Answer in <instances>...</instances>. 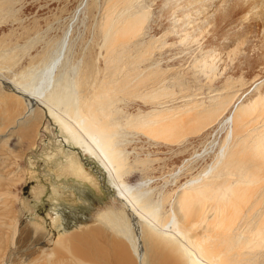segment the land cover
Here are the masks:
<instances>
[{
  "label": "bare ground",
  "instance_id": "obj_1",
  "mask_svg": "<svg viewBox=\"0 0 264 264\" xmlns=\"http://www.w3.org/2000/svg\"><path fill=\"white\" fill-rule=\"evenodd\" d=\"M1 1L0 6L6 4L5 0ZM117 1H121L118 4L122 6L115 4V7H119L114 9V3ZM146 1L155 9L167 5L164 13L167 17L163 16L166 19L165 24L169 32L174 31L170 28H180L182 33L180 38H177L183 41V38L190 34L196 37L200 32L211 34L214 30L213 20H216V18L213 19L217 13L215 10L226 0ZM233 2L236 4L237 11L233 17V14L231 15L232 18L228 19L225 28L223 26L222 29L227 31L237 27L250 29L254 25L259 26V41L264 52V0H234ZM141 3L143 4L142 0ZM105 4H103V12H107L106 15H111L108 12L110 8L111 12H114L111 17H114L113 14L119 19L127 17V14H134L132 15L134 17L132 19L130 17L119 28L111 24L115 19L104 22L105 26L102 28L104 31L106 27L104 41L110 47L122 44L126 40L132 43L134 34L139 31V23L146 15L145 8H140V4L134 7L131 0H107V3L105 0ZM131 7L133 11H130ZM249 24L252 26L250 27ZM162 27H164V29L161 28L163 31L167 29H165L166 26ZM162 30L160 32H163ZM162 35H160L161 38ZM158 37L157 35L156 40H159ZM233 38L230 40L236 44L237 38L235 37V40ZM53 42L50 47L43 50L39 59L35 55L36 60L29 59L27 63L24 61L26 64L24 63L25 65L18 71L15 70L10 79L0 72L3 76L0 78L13 87V92L8 93L0 89V140L5 137L0 141V146L9 139L10 135L21 140L27 138L28 142L34 141L38 121H41L40 117L45 115L51 119L52 124L61 131L73 148L80 149L81 153L95 160L103 169L109 185L115 189V196L120 204L117 208L113 205L102 207L104 209L97 210L93 215V222L81 224L77 228L60 234H57V229L56 233L52 230L49 233L42 232L41 226L35 224L31 229L19 228L18 230L19 214L12 203L15 196H12L10 192L15 173L6 161L8 156L3 150V144L2 148L0 147V264H240L238 251L242 247L256 244L259 238L264 237V207L259 206L264 198L261 197V203L260 200H255L257 193L254 188L256 187L253 185L251 189V191L254 189L253 193L256 194L252 197L253 194L244 184V180L255 182V179L264 177V122L253 126L259 119H263L264 115V72L256 74V79L252 78L253 80H250L246 87L244 85V87L224 91L217 86L212 94H206L205 97L199 94L191 96L189 95L191 93L179 94L172 103L164 101L150 104L151 102H147L146 99H154L163 92L161 87L155 90H149V88L147 89L149 91H141L142 93H139V90L132 91L134 97L146 98L143 102L149 105H140L144 108L140 107L141 110L138 109L135 116L127 120L125 118L121 122L117 116L109 118V115L111 116L109 106L112 100L110 95L113 91L108 86L116 84L114 87L123 88L125 80L114 77V83L109 85L110 81L102 79L97 81L98 79L93 77L95 68L91 66L93 64L81 69L78 67L79 63L69 62V58L66 57L69 46L66 33L65 36ZM229 43L224 45V49L231 45ZM120 47L118 53L122 52ZM224 49H220L221 53ZM12 52L0 50V59H9V53L12 55ZM144 53L146 49L140 50L136 60L143 59ZM262 56L264 57V54ZM133 67H130V70ZM129 73L127 77L129 75L130 81L135 77L133 76L135 72ZM119 89L120 87L117 90ZM124 89L125 87L121 90ZM109 92L111 93L108 94ZM234 99L235 102L231 105ZM206 101H212V103L202 105ZM224 105L225 109L222 108L223 111L218 113L219 106L224 107ZM40 110L42 114L39 116ZM216 112L218 114L214 116ZM121 125L130 126L141 135V138L144 137L145 141L171 151L180 149L188 139H193L192 141L194 138L201 139L202 136L215 131L217 127L227 128L228 135L231 133L234 138L230 143L234 142L238 146L241 143V145L240 148L229 149L221 169L211 174L206 170L205 176L197 172L195 176L184 178L181 165L176 166L171 163L170 165L175 167H173L174 170H168L170 172L168 177L172 179V184L164 192L157 189L159 188L157 182H151L152 177H145L142 173L139 176L140 179H137L133 185L127 182L131 174L124 169L123 165L125 161L123 154L127 151L120 147L123 143ZM253 133L256 134L253 135ZM250 137H252L251 140H249ZM247 138L250 142L246 140ZM224 148L226 152L229 147L225 144ZM219 152H217L220 154L219 157L226 154L222 149ZM76 156L74 153H67L60 164L62 165L60 168L63 167V173L58 174L68 175L86 183L90 182L91 176L85 168L84 159ZM218 156L215 155L217 160L223 158ZM224 167L237 169L239 178L235 179L231 173L223 171ZM15 179L18 178L15 177ZM55 218L53 221L56 220ZM18 231L24 233L25 237L23 238L21 234V238L17 239Z\"/></svg>",
  "mask_w": 264,
  "mask_h": 264
},
{
  "label": "rangeland",
  "instance_id": "obj_2",
  "mask_svg": "<svg viewBox=\"0 0 264 264\" xmlns=\"http://www.w3.org/2000/svg\"><path fill=\"white\" fill-rule=\"evenodd\" d=\"M101 1H104L103 4H105V0H5L6 4L0 6V50L13 52L12 55L9 53V59H0V72L10 79L15 70L18 71L29 59H33V61L37 59L36 57L39 59L40 55L44 52L43 50L50 47L54 43L53 41L65 36L66 33L69 43L66 57L69 58V62L75 64L79 63L78 67H81V69H85L87 65L93 64L91 65L95 67L93 77L96 80L98 79L97 81L101 79L107 82L110 81L109 85L114 83L115 80L113 81V79L115 78L125 80L123 86L125 89L123 91L121 90L123 89L121 86H119L120 89L117 90L119 87H114L116 84L108 86L109 88L111 87L110 89L113 91L110 90L112 93H108H111L110 96L112 99L109 106L111 109V116L109 115V118L117 116L118 120L121 122H123L125 118V120H127V118L131 119L142 105H149L150 102V104H157L164 101L172 103L179 94L184 95L185 93V95L191 93L189 94L191 96L199 94L205 97L210 95V93L212 94V92L217 89V86L223 88L224 91L242 86L244 87V85L246 87L251 82L250 80H253L252 78L256 79V74L260 72V74H263L264 72V57L262 56L264 52L259 41V26L254 25L251 27L252 25L249 24L251 27L250 29H246V27H237L235 29H228L229 32L228 30L222 29L223 26L225 28L228 19H231L237 11L236 4L233 2L234 0H226L224 2L225 4L222 3L221 7L215 10V13H217L214 14L217 16H213V19L216 18V20H213L214 30L211 34L200 32V34H202H199L200 37L198 36L200 40L198 37L190 34L183 38L186 44L179 39L182 33L180 28H170L171 31L172 29L174 31L169 32L167 24H165V18L167 16L164 13L167 5L155 9L148 4L146 0H142L143 4H140L141 0H138V2H136L137 0H131L133 1L134 7L140 4V8H145L146 15L139 23V31L137 29L138 32L134 34L136 38H132V43L134 42V44L126 40V43L115 44L112 45L113 47L108 46V43L104 41V33L106 30L105 27L104 31H102V28L105 26L104 22H111L115 19V22L112 21L111 24L119 28L124 22L130 19V17L132 19L134 17H132V15L134 14H127V17L120 19L117 18L115 14H113L114 17H111L114 12H111L109 8L108 12H110L111 15L109 13L110 16L106 15L107 12H103L104 5ZM1 2L0 0V4ZM118 3H121V1L114 3V9H118L121 5ZM115 4L119 6L115 7ZM105 6H107V4H105ZM132 9L133 7L130 8V11H133ZM100 13H105L104 15L106 17L100 15ZM107 16L112 19H106L108 18ZM162 26H166L165 29L167 28L168 30L166 29L163 31L161 28L164 29V27ZM160 30L163 32H160ZM175 31L178 32L176 33ZM168 32L169 34H167ZM234 32L237 38L236 44H233L234 41H231L234 37ZM236 32H238L237 34L239 37H237ZM157 35L160 37H158L159 40H156ZM160 35L165 39L163 37L161 38ZM173 36H175V38ZM235 37L233 40L236 39ZM135 41H137V43H135ZM227 43L231 45L227 49H224V45ZM119 46H121V53H118V51H120L118 50ZM107 49H109L108 52ZM143 49H146V53H144L145 56H142L143 59L139 60L137 58L138 60H136V55ZM220 49H224V54L221 53ZM211 54L213 56H210ZM208 56L210 58H208ZM24 61L27 62L25 63ZM94 62H96V64ZM130 67H133V69L131 68L130 70ZM129 70L130 73L135 72V74H133L135 79L131 77L133 80L130 78V81L128 79L129 75L127 77ZM124 75L126 77H124ZM0 77L2 78L3 76L0 75ZM121 77H123V79H121ZM1 78L0 89L6 93L13 92L11 84ZM148 84L150 85L149 87L147 86ZM157 87L162 88V95L160 94L161 96L159 95V98L155 97L154 99L145 98L149 103L145 101L144 103L143 100L145 99H143L142 96H133L135 90H139L140 93L141 91L147 92L152 89H158ZM132 96L135 100H133ZM137 97L139 98L137 99ZM207 101L202 105L206 106L212 103V101ZM234 102L235 99L231 102V105L234 104ZM220 106L218 108L219 111L217 110L218 113L225 109V105L224 107ZM41 112L40 110L38 115L42 114ZM218 113L216 112L214 116H217ZM112 114L114 115L112 116ZM262 117L263 119H259L260 122L258 120L253 126H257V124L260 125V123L264 122V115ZM40 120L41 121H38L39 125L35 138H33L34 141L28 142L27 138L21 140L16 136L10 135L9 139L3 143V150L9 157H7L6 161L9 163L13 173L16 174H14L10 192L12 196H15V200L12 203H14L13 206L18 210L19 214L17 229H31L33 228V224H35L41 226L42 232L49 233V231L52 230L56 233L57 229V234H60L63 231L77 228L81 224L85 225L93 222V215L96 214L97 210L104 209L102 207L113 205V207L117 208L120 201L115 196V189L109 185V180L103 169L95 160L81 153L80 149L73 148L72 144L66 141L61 131L52 124L49 117L43 115L40 117ZM226 129L227 128L223 129L217 127L215 131L213 130L208 133V135L202 136L201 139L200 137L194 138V141H192L193 139H188L185 141L184 145L182 144L183 146L180 149L171 151L145 141V138H141V135L130 126L126 125L125 127L121 125L120 130L123 131V143L120 147L127 151L123 154V160H125L123 161V165L124 169H127L131 174V176H128L127 182L133 185L136 183L137 179H140L139 176L142 173L145 177H152L151 182H157V187H159L157 189L165 192V189H168L172 184V179L169 178L168 175L170 173L169 171L174 170L175 167L173 166V168L170 165L171 163L176 164V166L181 165L180 167L184 173L182 176H184V178H189L191 175L195 176L197 172H201L200 174H204L203 176H205L206 170L209 174L215 173L223 167L229 149L231 150L233 147L240 148L241 145V143H239V146L234 142L230 143L232 139H234L233 134L229 133L230 135H228ZM256 133H253V135ZM252 137H250L249 140H251ZM4 139L5 137H2L0 141ZM246 140H248V138ZM224 143L226 147H229L226 152ZM230 144L232 146H230ZM2 145L0 146L1 148ZM159 148L161 150H159ZM220 149L224 150V153H226L224 154L225 157L223 155L220 157L218 156L220 155L218 154L220 153ZM69 152L72 154L74 153L78 158L84 159L85 168L91 176L90 182L86 183L69 177L68 175L61 176L58 174L59 172L63 173V167L60 168L62 166L60 164L65 155ZM215 155L216 157L223 158L217 160ZM222 169L223 171H228L226 173H231L235 179L239 178L240 174L237 169H231V167L227 169L224 167ZM15 177L18 179H15ZM258 179L259 180L255 179V182L252 180H244V184L247 185L246 187L250 191L252 187H256L254 189L257 196L254 197L256 194L253 193V189L251 191L253 194L252 197H254L255 200H260V203L263 201V204H259L260 208H263L264 199L261 201V197L264 198V177ZM249 186L251 187L249 188ZM54 218L56 220L53 221ZM18 234L17 239H20L21 236L23 238L25 237L24 233L22 234L18 231ZM263 239L264 237L261 239L259 238L257 243L254 244L255 246L242 247L240 251H238V253H240L238 262L240 264H244V262L245 264H264Z\"/></svg>",
  "mask_w": 264,
  "mask_h": 264
}]
</instances>
